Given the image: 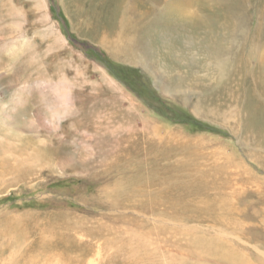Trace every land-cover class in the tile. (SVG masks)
<instances>
[{
  "label": "rangeland",
  "instance_id": "1",
  "mask_svg": "<svg viewBox=\"0 0 264 264\" xmlns=\"http://www.w3.org/2000/svg\"><path fill=\"white\" fill-rule=\"evenodd\" d=\"M98 1L0 0V53L18 54L15 74L0 80V134L27 153L8 161L0 176V264H118V257L134 258L137 251L151 256L149 264H222L212 251L219 249L231 256L227 264H264V143H256L257 127L243 113L251 89L264 96V68L256 72L264 62V0H214V12L208 1L193 6L190 15L213 31L207 42L189 29L190 16L170 18L164 24L170 34L160 41L166 54L151 46L141 51L147 67L126 60L140 51L124 28L107 32L106 38L124 36L120 40L98 42L89 21ZM156 1L146 6L154 14ZM145 15L138 17L146 22ZM99 57L128 69L114 75ZM226 62L243 65L238 101L227 114L211 113L210 95L220 83L213 63ZM143 124L202 141L197 146L207 156L227 162L237 207L230 218L213 222L195 207L188 213L182 207L185 215L173 219L142 211L134 205L138 193L104 196L115 181L134 176L131 185L123 183L128 191L145 195L159 188L145 174L164 162L162 155L140 157L131 172L122 165L130 136ZM227 220L232 224L223 229Z\"/></svg>",
  "mask_w": 264,
  "mask_h": 264
},
{
  "label": "bare ground",
  "instance_id": "2",
  "mask_svg": "<svg viewBox=\"0 0 264 264\" xmlns=\"http://www.w3.org/2000/svg\"><path fill=\"white\" fill-rule=\"evenodd\" d=\"M102 1L104 0L98 1L100 7H95V9L93 10V14L91 16V20L89 19L90 23L95 24L93 26V30L98 35V42L100 41L101 43L105 44V46L108 45L107 43H110V41L113 38H109V37L106 38L108 34H112L107 32L120 31L124 28L125 31H127L124 36L130 35L129 42L134 43V46L137 47V49H139L140 51V54L128 57L126 60L131 63H136L137 61H139L141 65H143L144 67H147V64L145 65V61H146L145 56L142 54L144 48L147 49V47L151 46L152 49L156 50L158 56L160 57L162 54H166L167 51H161L160 49L161 48L160 41L170 31L168 30V27L166 28L164 27V24H166V22L170 18L175 16L177 18L181 17L183 20L184 17L186 18L187 16H190L188 19L193 18L191 20L193 26L191 27L188 25L189 27H191L189 29L197 35L203 34L205 36L204 38L207 39L206 40L207 42L208 40L211 39L209 37L207 38L206 36L212 34L213 32L211 29L207 27L206 25L207 20L202 18H194L193 16L190 15V12L191 10L194 9L192 7L195 5H196L195 7H197L198 4L206 7L205 6L206 4H204L206 3V1L209 2L208 8L210 12L216 11L215 9L218 7L216 6L217 1L215 2L214 0H189V1L184 0L182 5L181 4L178 5V3H176L177 1L175 0H171V2H169V0H161V1L158 0L159 1L158 3H160L158 4L159 10L157 11V14H154L150 10L151 6L149 7V9L146 7L148 4H150V2H152V0H138V1L137 0H105L103 4L101 3ZM129 2L135 4V6H132L131 8L134 12L133 14L130 8H129L130 10L128 9L126 10V6L129 7ZM155 2L157 1L155 0L152 3ZM139 4L144 6L145 8L141 7L142 9H140L139 8L140 6H138ZM144 10L145 13H141ZM260 11H262V6L260 7ZM263 11L261 13H263ZM131 14L133 16H131ZM142 14H146L145 15L146 22L144 18H139L142 17ZM95 27L97 28V30L94 29ZM258 27H260L259 24ZM124 36L120 34H116L113 40L115 41L120 40ZM213 37L216 36L214 35ZM166 42L167 39L163 40L162 42L163 46H165ZM124 46H126V44ZM194 46L198 47L196 44H194ZM216 47H218L217 44ZM142 55L144 57H141ZM173 56H175V54ZM14 57H18V54L7 55V54H3V52L0 53V80L2 79L3 76L7 77L9 75L15 74L18 66H16L14 63L15 61ZM154 58H156V56L152 58V61L154 60ZM190 60L192 61V63L194 62V64L198 63L197 61H195L193 57H191ZM213 64L215 68L218 66L217 67L218 72L216 73V76L220 79V83L218 84L216 91L213 92L214 94L210 95V98L213 100L212 106H209L210 111L211 113L227 114V112H231V110L234 109L233 107L238 101L237 93H239V91L236 88V86L238 84L241 85V82L239 83V80L242 81V77H243L242 74L244 72L243 65L240 64L239 62L232 63L230 66L226 62L223 64V67L219 64H215V63ZM205 65L207 66L208 69H210L209 64H205ZM224 68L227 69V74H224V71H226ZM263 68H264V62L260 61L259 69L256 70V72L258 71L260 73ZM107 79L109 80V78ZM121 92L123 93V95L127 94V93L125 94L122 90ZM262 93L263 92H261V94ZM259 94L260 93L258 91L251 89L248 99L249 102L247 101V104L243 109L245 120H248L249 124H255L257 127V131L259 132V136H260L257 138L258 142L256 143L258 144H260L261 142L264 143V96L261 97L259 96ZM126 97H124V99ZM230 104H231V108L229 106ZM191 107H192V111L198 114V109L200 108V105L195 104ZM224 107L227 108L225 109ZM144 124L142 125V127L139 128L136 127L137 131H139L138 134L130 136L129 139H131L130 141L132 145L125 149V153H123L125 163H123L122 165H126L127 170L131 172L136 170L135 166L138 167L140 166V162H141L140 157L144 156V159L147 161L149 157L155 153L162 155L164 157V162L161 163L159 166L154 167L150 172L145 174L146 176L150 177L152 179V183L158 186L159 188H157L156 190H148L147 194L145 195L143 193H140V191L136 189L128 191L129 188L126 187L124 184L131 185L130 183H132L133 180L136 179V177L134 176V178L131 180H127L128 178H132V177H128V178H123L122 180H119L117 182L115 181L114 185H112L113 189L109 190L108 192H105L104 196L109 198V200H114L117 198V196H115L116 191L121 190L120 192H129L128 198L131 199L133 198L135 193H138V196L140 197V199L138 200L140 201V203L137 204L135 203L134 205H139L140 206L139 208L144 209L142 211L148 212L150 214H159L161 216H165L169 218H173L172 216L175 215L178 218L183 217L185 214L184 211L182 210V207L187 208V213L189 208L192 209L197 208V210H200L202 212L201 218H207L213 220V222L218 221V219L226 220V218H230L229 216L233 214L234 208L237 207L235 206V200H234L236 196H231L229 194L231 181L227 178L230 175L225 176V174H227L226 173L227 169L225 166L226 164H224L227 162L224 161L221 162L220 160H216V158L213 159L211 158L212 157L211 155L207 156L205 154V150H203L202 148L203 146L202 147L197 146L202 141L198 142V140L196 139L188 140L187 138L185 140L183 139V136L180 135L179 133L168 132L161 127L157 129L154 126L153 129L150 127L148 128V126ZM145 128L148 129L146 130ZM153 131H160L158 137L152 138L151 132ZM140 140H144V142H141ZM139 143H142L143 145L139 147ZM182 146H187L188 148H186L185 150H181ZM138 153L140 154L139 157L137 158ZM26 154L27 153L24 151V149L21 148V146L18 144L17 141L15 142L9 139L7 140L2 134H0V176H2L3 173H6L8 161L13 160L14 163H17L21 161ZM135 160L138 161L133 163V161ZM158 161H160V158H158L157 156L154 158V162H158ZM131 163L133 164V167H131ZM149 167L150 166H148V169ZM136 176H138L137 181L141 182L143 180V177L141 175H136ZM162 188H164L165 190H162ZM138 189L141 190L140 188ZM140 195H144V196H140ZM118 199L116 201H118ZM229 221L230 220H227L226 225L223 224L224 226L221 224L223 226V229L224 227H228L227 226L228 223L232 224ZM222 226H220L219 229H222ZM160 229L166 230L168 228L165 229V227H163ZM169 230L175 231L172 228H169ZM220 250L221 249H219V252H217L216 250H212V251L213 253H215V255H219L221 260L224 261L222 264H227V262L229 263L232 260L231 256L230 255L227 256V254L224 253L225 251L221 250L222 252H220ZM133 256L134 258L128 256L127 257L122 256V258L118 257L119 258L118 264H149L151 262L150 260L151 256L145 255L144 253H140V251L139 252L137 251L136 254H133Z\"/></svg>",
  "mask_w": 264,
  "mask_h": 264
},
{
  "label": "trees",
  "instance_id": "3",
  "mask_svg": "<svg viewBox=\"0 0 264 264\" xmlns=\"http://www.w3.org/2000/svg\"><path fill=\"white\" fill-rule=\"evenodd\" d=\"M99 54V53H98ZM99 55H102V53H100ZM104 56V55H103ZM100 59L104 60V62L108 65V69L111 73H113L114 75H119V73L122 75L128 68H126V66H121L118 64L113 63L111 60L102 57H99Z\"/></svg>",
  "mask_w": 264,
  "mask_h": 264
}]
</instances>
